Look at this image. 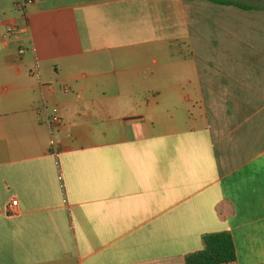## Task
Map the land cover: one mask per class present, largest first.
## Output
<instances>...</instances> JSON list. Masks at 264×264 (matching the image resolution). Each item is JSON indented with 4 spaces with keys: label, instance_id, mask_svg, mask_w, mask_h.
I'll return each instance as SVG.
<instances>
[{
    "label": "crops",
    "instance_id": "obj_1",
    "mask_svg": "<svg viewBox=\"0 0 264 264\" xmlns=\"http://www.w3.org/2000/svg\"><path fill=\"white\" fill-rule=\"evenodd\" d=\"M15 2L0 0V264H185L219 232L235 264H264V11Z\"/></svg>",
    "mask_w": 264,
    "mask_h": 264
},
{
    "label": "trees",
    "instance_id": "obj_2",
    "mask_svg": "<svg viewBox=\"0 0 264 264\" xmlns=\"http://www.w3.org/2000/svg\"><path fill=\"white\" fill-rule=\"evenodd\" d=\"M218 6H231L242 11H264V0L253 4L244 0H194ZM201 250L186 255L185 264H235L236 254L228 232L205 234L201 237Z\"/></svg>",
    "mask_w": 264,
    "mask_h": 264
},
{
    "label": "built area",
    "instance_id": "obj_3",
    "mask_svg": "<svg viewBox=\"0 0 264 264\" xmlns=\"http://www.w3.org/2000/svg\"><path fill=\"white\" fill-rule=\"evenodd\" d=\"M32 3H33V0H16V2L14 3V7L19 13L25 15L26 7L31 5ZM17 30L18 29L16 28H9L6 32V36L14 35L17 32ZM23 53H24V50L20 49L19 54H23ZM34 74L39 79V63L37 61L35 62ZM61 124H62V121L59 116L57 115L50 116L51 133L54 132V130L58 129L61 126ZM51 146L55 147V140L53 138L51 139ZM16 206H17V201H13L11 203V208L16 207Z\"/></svg>",
    "mask_w": 264,
    "mask_h": 264
},
{
    "label": "rangeland",
    "instance_id": "obj_4",
    "mask_svg": "<svg viewBox=\"0 0 264 264\" xmlns=\"http://www.w3.org/2000/svg\"><path fill=\"white\" fill-rule=\"evenodd\" d=\"M171 68H172V67H171ZM178 69H179V67H178ZM178 69H177V70H178Z\"/></svg>",
    "mask_w": 264,
    "mask_h": 264
}]
</instances>
